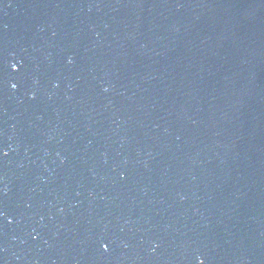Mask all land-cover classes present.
Listing matches in <instances>:
<instances>
[{"label":"water","instance_id":"obj_1","mask_svg":"<svg viewBox=\"0 0 264 264\" xmlns=\"http://www.w3.org/2000/svg\"><path fill=\"white\" fill-rule=\"evenodd\" d=\"M0 213V264H264V0H0Z\"/></svg>","mask_w":264,"mask_h":264},{"label":"snow or ice","instance_id":"obj_2","mask_svg":"<svg viewBox=\"0 0 264 264\" xmlns=\"http://www.w3.org/2000/svg\"><path fill=\"white\" fill-rule=\"evenodd\" d=\"M11 68L15 70L18 67H17V65L15 63H13V64H11ZM12 87L15 88V87H17V85L16 84H12ZM0 215H2V213H0ZM103 247H104L105 250H107L108 249V244H106V243L103 244ZM201 264H204V262L201 261Z\"/></svg>","mask_w":264,"mask_h":264}]
</instances>
